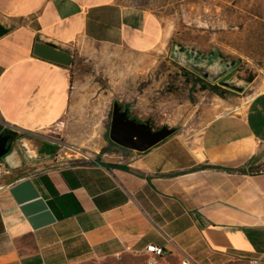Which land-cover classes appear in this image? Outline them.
I'll return each mask as SVG.
<instances>
[{"label":"crops","instance_id":"0c3cea01","mask_svg":"<svg viewBox=\"0 0 264 264\" xmlns=\"http://www.w3.org/2000/svg\"><path fill=\"white\" fill-rule=\"evenodd\" d=\"M0 22L10 28L0 36V133L17 137L67 125L77 107L70 67L33 55L35 42L63 51L84 38L108 44L142 57L139 74L173 35L118 0H0ZM117 66V83L133 74L130 61ZM207 115L177 132L141 123L143 137H157L151 147L115 143L125 153L96 159L28 163L10 148L0 158L8 171L0 174V264H144L149 244L166 251L158 264L250 256L264 264V89L233 112L212 106Z\"/></svg>","mask_w":264,"mask_h":264},{"label":"rangeland","instance_id":"374dc122","mask_svg":"<svg viewBox=\"0 0 264 264\" xmlns=\"http://www.w3.org/2000/svg\"><path fill=\"white\" fill-rule=\"evenodd\" d=\"M118 2L123 7L146 10L171 28L168 48L147 55V69L138 74L134 68L144 64L142 57L87 38L79 40L71 49L70 66L77 107L65 119L69 124L34 136L44 143L42 150L71 158L74 155L76 160L96 159L107 152L125 153L109 138L113 111L133 125H165L177 132L206 120L212 106L220 112H233L264 89V0ZM122 60L130 61L133 74L117 83L112 71L123 69L117 66ZM193 67L206 71L214 80L210 82ZM195 76L225 91V96L201 90ZM17 138L15 134L9 140L10 148L16 146Z\"/></svg>","mask_w":264,"mask_h":264},{"label":"water","instance_id":"95a60500","mask_svg":"<svg viewBox=\"0 0 264 264\" xmlns=\"http://www.w3.org/2000/svg\"><path fill=\"white\" fill-rule=\"evenodd\" d=\"M10 30L0 22V36L4 35ZM32 53L36 57L41 59L70 67L72 65L71 49L58 50L52 45L35 42L33 44ZM186 64L184 59H179ZM201 76L207 78L210 82L214 80L213 77L199 68L193 67ZM138 125H133L130 122L123 121L122 116L113 111L111 116V123L109 129V138L114 143L137 151H143L151 147L157 140L155 135L149 137H143L142 131L138 130ZM15 133L10 131H3L0 133V158L5 159L10 152L11 141ZM44 143L36 139L33 135H23L16 139V146H13L12 151L16 150L21 154L24 160L28 163L46 160L51 158V153L46 150H42ZM11 151V152H12ZM9 165V162H6ZM13 168V167H12Z\"/></svg>","mask_w":264,"mask_h":264},{"label":"built area","instance_id":"2783aa9c","mask_svg":"<svg viewBox=\"0 0 264 264\" xmlns=\"http://www.w3.org/2000/svg\"><path fill=\"white\" fill-rule=\"evenodd\" d=\"M54 159L56 161L61 162L62 155L59 154V152L54 153ZM2 173H8L6 166L2 161H0V174ZM145 264H158V262L166 256V251L163 250L161 247H157L155 245L149 244L146 245L145 249ZM190 262V259L185 257L181 261V264H188ZM232 264H262L260 257H242L235 259Z\"/></svg>","mask_w":264,"mask_h":264},{"label":"trees","instance_id":"16d2710c","mask_svg":"<svg viewBox=\"0 0 264 264\" xmlns=\"http://www.w3.org/2000/svg\"><path fill=\"white\" fill-rule=\"evenodd\" d=\"M187 74L189 72H186ZM195 83L198 84L199 88L201 90H211L213 93H215L216 95L220 96V97H224L225 95V91L221 90V89H217V87L214 84H211L209 82L204 81L203 79H201L200 77L195 76ZM7 131V130H5ZM232 172H237V173H244V169L239 168V169H235L232 170Z\"/></svg>","mask_w":264,"mask_h":264}]
</instances>
